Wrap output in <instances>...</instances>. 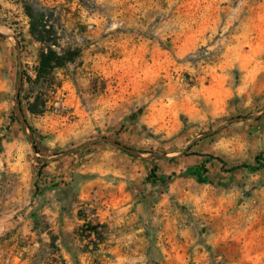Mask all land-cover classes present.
<instances>
[{"label": "rangeland", "instance_id": "obj_1", "mask_svg": "<svg viewBox=\"0 0 264 264\" xmlns=\"http://www.w3.org/2000/svg\"><path fill=\"white\" fill-rule=\"evenodd\" d=\"M0 264H264V0H0Z\"/></svg>", "mask_w": 264, "mask_h": 264}, {"label": "trees", "instance_id": "obj_2", "mask_svg": "<svg viewBox=\"0 0 264 264\" xmlns=\"http://www.w3.org/2000/svg\"><path fill=\"white\" fill-rule=\"evenodd\" d=\"M27 15L30 18V33L32 36L39 41L43 45V49L41 52V59H40V66L38 68V74H42L55 68L56 66H64L66 63L71 62L74 60V55L68 52L67 55H59L54 50V45H57V41L55 39H51L50 35L55 33L54 27L53 30H49L48 26V19L44 13H35L31 6L25 5L24 6ZM210 158H215L219 160L223 166H225V162L220 157H216L214 155H209ZM241 167L249 168L250 165L243 164ZM237 167H232L229 170H233ZM92 228L93 233L99 234L97 225H90Z\"/></svg>", "mask_w": 264, "mask_h": 264}, {"label": "water", "instance_id": "obj_3", "mask_svg": "<svg viewBox=\"0 0 264 264\" xmlns=\"http://www.w3.org/2000/svg\"><path fill=\"white\" fill-rule=\"evenodd\" d=\"M239 119H241V118L238 117V118L230 119V120L227 121V122L229 123V122H232V121H234V120H239ZM22 121H23V123L26 124V120H25V119L22 118ZM98 141H107V142H110V143H112V144H114V145H117V146H119V147H121V148H123V149H125V150H127V151H131V149H129L128 147L122 146L121 144H119V143H117L116 141H114V140H112V139H109V138H107V137H101V138H98V139H94V140H92V141H90V142H88V143H85V144L82 145V146H85V145H88V144H91V143H94V142H98ZM82 146H81V147H82ZM81 147H78L77 149H79V148H81ZM34 151H35V153H37V149H36L35 147H34ZM39 159H40V160H48V158H41V157H39Z\"/></svg>", "mask_w": 264, "mask_h": 264}]
</instances>
